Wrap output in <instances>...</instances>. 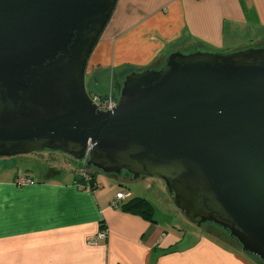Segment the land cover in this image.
I'll return each mask as SVG.
<instances>
[{
  "label": "water",
  "instance_id": "water-1",
  "mask_svg": "<svg viewBox=\"0 0 264 264\" xmlns=\"http://www.w3.org/2000/svg\"><path fill=\"white\" fill-rule=\"evenodd\" d=\"M118 0H0V159L160 180L190 223L264 263V47L169 54L99 111L85 71Z\"/></svg>",
  "mask_w": 264,
  "mask_h": 264
},
{
  "label": "crops",
  "instance_id": "crops-1",
  "mask_svg": "<svg viewBox=\"0 0 264 264\" xmlns=\"http://www.w3.org/2000/svg\"><path fill=\"white\" fill-rule=\"evenodd\" d=\"M248 46L264 47V0H118L89 57L86 89L92 96L112 94L115 77L149 69L174 52ZM31 158L0 159V264H264L213 237L180 248L183 238L159 220L120 209L147 196L125 193L119 180L97 173L93 190L80 189L77 164L33 175ZM19 173L35 185H15ZM118 193L126 198L115 209ZM101 231L106 239L89 246Z\"/></svg>",
  "mask_w": 264,
  "mask_h": 264
},
{
  "label": "rangeland",
  "instance_id": "rangeland-1",
  "mask_svg": "<svg viewBox=\"0 0 264 264\" xmlns=\"http://www.w3.org/2000/svg\"><path fill=\"white\" fill-rule=\"evenodd\" d=\"M252 46L245 47L244 49L251 48ZM213 50V49H212ZM229 51H212L218 53H229ZM243 50V49H241ZM91 94V93H90ZM31 159H35L32 167V174L38 175L41 171L48 170L54 166L57 171H68L69 167L74 168L76 162L72 161L68 156H65L61 153L55 152H41L38 154H29ZM37 155V156H36ZM27 156V155H26ZM20 163V162H19ZM21 168H25L23 165H19ZM96 176L100 179H108V176L97 173ZM127 178L124 177V180ZM111 181V180H110ZM116 186L122 188L126 193L137 194L147 196V201H149L154 207V218L159 220L161 224H165L166 228L171 231H175L176 235H179L180 238H183V242L180 245V248H183L184 245H191V243L197 242L199 237L205 236L212 238L209 234L216 235L217 237L224 240L225 238L221 235V232L210 227L208 225H202L197 227L196 225L187 221L180 213L175 209L173 204L170 202L168 194L164 190V185L160 180L154 178H145L141 181L127 182L119 181L116 182ZM149 186V188H147ZM134 190V191H133ZM142 198V197H141ZM145 198V197H144ZM215 240V238H213ZM217 243L226 249H231L232 247L226 244H222L219 240ZM244 254V253H243ZM249 257V256H248ZM252 260L256 261L253 257H250Z\"/></svg>",
  "mask_w": 264,
  "mask_h": 264
},
{
  "label": "built area",
  "instance_id": "built-area-1",
  "mask_svg": "<svg viewBox=\"0 0 264 264\" xmlns=\"http://www.w3.org/2000/svg\"><path fill=\"white\" fill-rule=\"evenodd\" d=\"M94 105L99 111L105 112L106 110L111 111L113 107L117 104V99L112 95L108 94L106 97L101 98L99 96H92L91 97ZM75 177L78 180L77 186L80 189L91 191L93 190L92 182L93 179L91 177V174L88 172L85 160H83L80 163H77V166L75 168ZM15 185L17 186H32L35 185V181L31 178H29L27 175L23 173H19L18 176L15 179ZM126 198V195L124 193H118L116 194L115 200L111 203L112 208H118L119 203ZM107 232L101 231L95 238L88 240L89 246H96L100 242L104 241L106 239Z\"/></svg>",
  "mask_w": 264,
  "mask_h": 264
},
{
  "label": "trees",
  "instance_id": "trees-1",
  "mask_svg": "<svg viewBox=\"0 0 264 264\" xmlns=\"http://www.w3.org/2000/svg\"><path fill=\"white\" fill-rule=\"evenodd\" d=\"M253 47H256V46H253ZM205 51H208V50H205ZM193 52V51H192ZM209 52H212V51H209ZM164 61L159 64H157L156 66H153L149 69H158L160 68L162 65H163ZM126 75L122 76H118V77H115L113 79V84H112V95L117 99L118 98V95H119V92H120V89H121V85H122V82L124 80ZM89 94V92H88ZM90 95V94H89ZM92 97V95H90ZM99 97L101 98H104L106 97L107 95H98ZM77 164V163H76ZM88 172L91 174V177L93 179V182H92V188L94 189L95 185H94V170L92 169H89L87 168ZM75 174V173H74ZM124 177L127 178L126 180H124ZM129 177L128 175L126 174H122L120 177H113L114 179L116 180H119V181H127L129 182ZM120 209L125 212V213H129L131 215H135V216H138V217H141L142 219L146 220V221H149V222H153V218H154V207L152 206V204L145 200V199H142V198H134L132 200H130L129 202L125 203L124 205L120 206ZM210 227H213L214 229L218 230L221 232V235L225 238L224 240H221V238L217 237L216 235H212V234H209V236L219 240L222 244H226V245H229L232 247V249L238 251L241 255L243 256H247L246 254H243L240 250V247L237 245V243L228 237L227 233L224 232V231H221L220 229H217L216 227L214 226H211L209 225ZM256 259V261H258L259 263H263V262H260L257 258H254Z\"/></svg>",
  "mask_w": 264,
  "mask_h": 264
},
{
  "label": "bare ground",
  "instance_id": "bare-ground-1",
  "mask_svg": "<svg viewBox=\"0 0 264 264\" xmlns=\"http://www.w3.org/2000/svg\"><path fill=\"white\" fill-rule=\"evenodd\" d=\"M86 159H87V157H86ZM86 159H85V160H86Z\"/></svg>",
  "mask_w": 264,
  "mask_h": 264
},
{
  "label": "flooded vegetation",
  "instance_id": "flooded-vegetation-1",
  "mask_svg": "<svg viewBox=\"0 0 264 264\" xmlns=\"http://www.w3.org/2000/svg\"><path fill=\"white\" fill-rule=\"evenodd\" d=\"M209 226V225H208Z\"/></svg>",
  "mask_w": 264,
  "mask_h": 264
}]
</instances>
